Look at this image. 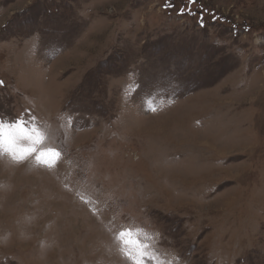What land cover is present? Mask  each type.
<instances>
[{"label": "rangeland", "instance_id": "1", "mask_svg": "<svg viewBox=\"0 0 264 264\" xmlns=\"http://www.w3.org/2000/svg\"><path fill=\"white\" fill-rule=\"evenodd\" d=\"M0 80L63 153L0 156V264H129L121 226L157 264H264V0H0Z\"/></svg>", "mask_w": 264, "mask_h": 264}, {"label": "snow or ice", "instance_id": "2", "mask_svg": "<svg viewBox=\"0 0 264 264\" xmlns=\"http://www.w3.org/2000/svg\"><path fill=\"white\" fill-rule=\"evenodd\" d=\"M196 0H188L189 4ZM166 6H171L166 4ZM185 9L181 8L178 15H184ZM187 14L191 15L189 8ZM4 82L0 80V87ZM156 108H151L155 112ZM65 120L67 126L71 128L74 124V117L71 114H61L59 117ZM52 133L47 125L42 124L39 119L31 112L25 110L17 117L11 120L0 118V156L7 155L15 163H23L31 159L35 165L42 166L52 171L63 161V153L52 142ZM83 199V198H82ZM85 203H91V200H85ZM95 214V209H90ZM144 233L146 240L139 239V235L133 239L134 234ZM160 234L156 232L155 236L149 235L144 228L119 227L115 232L113 239L118 245L120 255L125 258L129 264H145V261H152L157 264L156 253L152 244L147 240L156 239L158 242ZM168 264V262H163Z\"/></svg>", "mask_w": 264, "mask_h": 264}]
</instances>
